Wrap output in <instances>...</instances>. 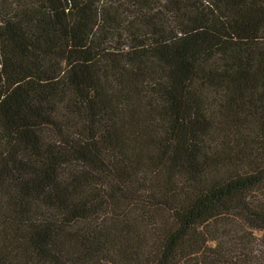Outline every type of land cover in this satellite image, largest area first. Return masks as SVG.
<instances>
[{
    "label": "trees",
    "instance_id": "trees-1",
    "mask_svg": "<svg viewBox=\"0 0 264 264\" xmlns=\"http://www.w3.org/2000/svg\"><path fill=\"white\" fill-rule=\"evenodd\" d=\"M0 264H264V0H0Z\"/></svg>",
    "mask_w": 264,
    "mask_h": 264
}]
</instances>
